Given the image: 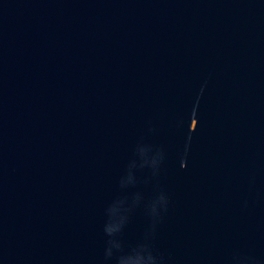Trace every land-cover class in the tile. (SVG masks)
I'll return each instance as SVG.
<instances>
[{"label": "water", "instance_id": "95a60500", "mask_svg": "<svg viewBox=\"0 0 264 264\" xmlns=\"http://www.w3.org/2000/svg\"><path fill=\"white\" fill-rule=\"evenodd\" d=\"M0 264H264V0H0Z\"/></svg>", "mask_w": 264, "mask_h": 264}]
</instances>
